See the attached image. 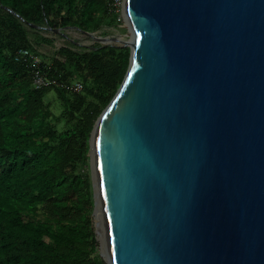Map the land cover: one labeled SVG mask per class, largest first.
<instances>
[{
  "label": "water",
  "instance_id": "obj_1",
  "mask_svg": "<svg viewBox=\"0 0 264 264\" xmlns=\"http://www.w3.org/2000/svg\"><path fill=\"white\" fill-rule=\"evenodd\" d=\"M123 12L126 41L37 25L130 48L90 137L101 256L264 264V0H125Z\"/></svg>",
  "mask_w": 264,
  "mask_h": 264
},
{
  "label": "trees",
  "instance_id": "obj_2",
  "mask_svg": "<svg viewBox=\"0 0 264 264\" xmlns=\"http://www.w3.org/2000/svg\"><path fill=\"white\" fill-rule=\"evenodd\" d=\"M113 22L121 20L111 0H0V264H107L93 221L90 137L125 77L130 48L78 50L68 40L49 55L41 49L54 39L37 25L95 31ZM20 47L41 57L50 78L80 80L84 89L35 86L31 67L15 59Z\"/></svg>",
  "mask_w": 264,
  "mask_h": 264
},
{
  "label": "rangeland",
  "instance_id": "obj_3",
  "mask_svg": "<svg viewBox=\"0 0 264 264\" xmlns=\"http://www.w3.org/2000/svg\"><path fill=\"white\" fill-rule=\"evenodd\" d=\"M115 12L119 14L121 22H113L112 24L102 25L99 29L94 31L95 36H103V37H118L121 38L122 41H126L130 38V31L128 27V23L124 19L123 7L116 8ZM67 35H61L59 33L46 32L45 30L41 31L42 34L48 35L54 39V43L52 46L48 48H42L41 50L49 55H53L56 49H59L61 46L67 45L68 40L72 42H76L74 46L75 49L85 50V48L90 46H95L100 44L96 38L87 35L86 33L76 29V28H66L63 30ZM112 43L121 45L122 43L117 41H112ZM55 96L53 97V103L55 104V111H59L60 104L56 102ZM87 168L91 171L90 162ZM38 218H43L44 213L41 211ZM99 245V252H100Z\"/></svg>",
  "mask_w": 264,
  "mask_h": 264
},
{
  "label": "built area",
  "instance_id": "obj_4",
  "mask_svg": "<svg viewBox=\"0 0 264 264\" xmlns=\"http://www.w3.org/2000/svg\"><path fill=\"white\" fill-rule=\"evenodd\" d=\"M125 0H111L112 9L123 7ZM15 59L17 61L23 60L31 67V76L35 86L45 87L48 85L56 84L58 86L66 87L73 92H79L84 89V84L80 80H73L70 83L59 82L55 78H50L46 71L42 68V59L27 47H20L16 50Z\"/></svg>",
  "mask_w": 264,
  "mask_h": 264
},
{
  "label": "bare ground",
  "instance_id": "obj_5",
  "mask_svg": "<svg viewBox=\"0 0 264 264\" xmlns=\"http://www.w3.org/2000/svg\"><path fill=\"white\" fill-rule=\"evenodd\" d=\"M119 39H121V38H119Z\"/></svg>",
  "mask_w": 264,
  "mask_h": 264
}]
</instances>
